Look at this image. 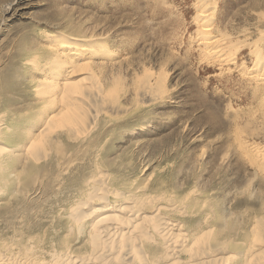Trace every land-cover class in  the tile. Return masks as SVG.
<instances>
[{"label": "rangeland", "instance_id": "rangeland-1", "mask_svg": "<svg viewBox=\"0 0 264 264\" xmlns=\"http://www.w3.org/2000/svg\"><path fill=\"white\" fill-rule=\"evenodd\" d=\"M208 2L217 7L221 30L247 42L239 51L237 66H214L201 57L193 21L200 0H0V118L8 112L16 114L15 132L28 135L35 126L40 103L36 82L48 76H34V67H26V61L39 57L45 72L51 53L48 42L54 36L106 42L115 53L113 59L98 58L91 61L90 71L65 74L74 79L91 75L87 87L100 95L94 100L103 98L109 88L123 87L127 97L121 95L120 117L100 110L89 134L65 142V161L58 162L52 154L37 164L48 163L44 171L24 175L21 192L10 196L6 182L0 183V239L28 234L40 238L32 254L36 264H56L55 257L68 255L91 259L86 264H144L118 259L122 253L114 261L95 259L87 235L70 234L59 222L58 216L72 199L71 181L88 173L97 161L120 180L175 193L188 212L193 210L189 204L197 202L204 214H214L210 225L204 221L206 229L211 226L213 231L204 246L225 242L218 238L224 222L241 221V228L249 231L256 218L264 221V169L253 161L255 152L243 154L238 147L242 139L264 150V117L244 79L256 44L264 56V0ZM146 73L153 75L163 96L152 103L141 101L134 92L137 78ZM118 77L121 85L116 84ZM27 164L25 159L10 162V180L24 174ZM43 184L52 187L41 191ZM21 198L28 207L25 215L18 210H22L17 204ZM178 238L180 243L174 239V246L191 247L189 239L185 243ZM228 243L227 253L245 252L247 242L237 243L236 236Z\"/></svg>", "mask_w": 264, "mask_h": 264}, {"label": "bare ground", "instance_id": "bare-ground-1", "mask_svg": "<svg viewBox=\"0 0 264 264\" xmlns=\"http://www.w3.org/2000/svg\"><path fill=\"white\" fill-rule=\"evenodd\" d=\"M200 3L193 21L199 31L201 57L208 64L214 63V66L224 64L237 66L239 51L247 45L246 40L241 42L228 36L221 30L216 20L217 7L209 4L208 0H200ZM48 43V50L51 53L49 67L45 72L40 66L39 57L35 56L26 61V67H34V76L48 74L43 80L36 77L39 79L36 82V92L40 103L33 119L35 126L30 128L28 135H23L15 132L19 125V119L14 118L16 114L8 112L3 115L10 123H7L6 117L0 118V183L6 182L10 196L14 192H21V178L24 175L29 177L34 171H44L47 168L48 163L46 166L38 167L40 161L53 157L52 154H55L58 162L65 161L68 153L65 142H75L89 134L96 124L100 110L110 117L121 116L119 103L121 95L125 92L120 86L122 84L120 77L116 78L117 83L114 81L120 84L116 85L122 87L120 90L109 88L106 93L104 92L103 98L94 100L100 95L89 90L94 88L87 87L88 82L92 80L91 75L74 79L65 74L70 70L73 73L90 71L94 68L91 61L102 57L107 60L114 57L115 53L110 50L111 48L108 49L106 42L99 39L81 40L54 36ZM243 43H246L245 46ZM249 54L253 58L251 67L244 72V79L252 87L254 97L260 106V114L264 117V56L261 46L256 44ZM136 84L134 92L143 102L150 103L162 96L158 94V87L156 88L152 74L146 73L143 78H137ZM88 145L91 148L92 142ZM238 147L243 154L255 152L252 155L253 161L259 169L261 167L264 169V150H259L257 146L249 145L242 139ZM22 159L28 162L24 174L10 180L8 176L10 162L15 163ZM103 169L104 166L97 161L88 173L71 181L69 189L73 188L70 191L72 199L58 216L59 222L61 220V225L70 234L78 231L87 235L89 243L94 248L92 254L95 259L114 261L117 254L122 253L123 255H118V259L131 262L137 259L144 264H264L262 218H256V221L252 219L255 224L249 231L248 228H241V221L237 220L233 224L224 222L225 224L220 227L222 230L218 231V238L225 242L218 245L209 243L204 246L205 239L213 234L211 226L210 229H206L205 222L210 225L214 214H204L203 206L200 205L197 209V202L189 204L193 210L188 212V208L183 206L184 202H179L175 193L170 194L153 185L143 187L135 182L120 180ZM50 187L52 185L43 184L40 190L46 191ZM17 204L18 207L22 206V210L18 209L19 214L25 215L28 212L25 199L21 198ZM251 217L254 218V215ZM205 231H208L207 236L203 238ZM28 235L21 236L20 239L16 236L0 239V264H36L32 254L35 246L41 244V240L37 237L29 238ZM235 236L237 243L247 242L245 252L240 250L227 253L226 247L230 246L228 242ZM178 237L184 239L185 243L189 239L191 247L188 249L187 243L179 248L174 246V239L176 243H180ZM7 240L9 242H6ZM118 247L126 250L115 251L114 249ZM55 260L56 264H86L91 259H72L68 255L55 257L53 261Z\"/></svg>", "mask_w": 264, "mask_h": 264}, {"label": "clouds", "instance_id": "clouds-1", "mask_svg": "<svg viewBox=\"0 0 264 264\" xmlns=\"http://www.w3.org/2000/svg\"><path fill=\"white\" fill-rule=\"evenodd\" d=\"M101 222H102V221H101ZM101 222H100V223H101ZM93 232L95 233V226L93 227Z\"/></svg>", "mask_w": 264, "mask_h": 264}]
</instances>
